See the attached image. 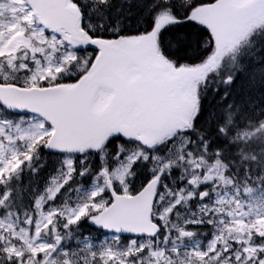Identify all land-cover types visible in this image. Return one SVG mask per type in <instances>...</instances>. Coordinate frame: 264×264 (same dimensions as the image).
<instances>
[{
	"label": "trees",
	"instance_id": "trees-1",
	"mask_svg": "<svg viewBox=\"0 0 264 264\" xmlns=\"http://www.w3.org/2000/svg\"><path fill=\"white\" fill-rule=\"evenodd\" d=\"M220 1L72 0V3L79 10L85 32L109 42L138 41L153 30L161 14L170 13L171 19L158 35V52L174 67H191L205 64L215 48L209 29L191 15L198 7L213 6ZM21 24L31 44L0 55V84L22 88L69 87L91 72L97 49H74L73 55L68 56V43L57 47L51 33L37 32L28 21ZM138 42L147 46L145 39ZM40 47L51 55L58 68L44 79H33L35 62L31 52ZM193 104L189 114L187 111L166 135L149 145L142 142L139 131L115 133L98 145L72 152L50 150L51 134L18 140L20 165L0 175V216L14 232L26 227L24 222L28 219L33 232L40 210L86 205V211L67 227L58 216L55 224L41 230L40 239L32 248L9 231L11 243L20 249V256L6 249L1 237L4 230H0V264H42L51 254L54 264H154L153 257L147 259L151 251L163 253L157 264H236L234 257L232 261L227 259V251L217 258L213 253L200 258L192 251L206 250L219 228L230 224L224 212L199 207L204 201L213 202L216 189L229 190L238 201L258 205L264 202V20L234 53L224 56L218 67L198 83ZM0 118L29 126L37 116L13 112L0 103ZM45 125L52 129L48 122ZM216 166L222 172L221 178L215 176L211 183L201 185L191 181V177L201 178ZM106 169L110 173L108 178L103 173ZM156 177L159 183L152 217L160 225L157 236L119 235V239H113L107 237L110 232L91 225V219L113 201L110 186L117 193L136 194ZM59 184L62 187L55 198L42 209L36 205L50 186ZM95 184L104 185L102 194L91 193ZM204 190L208 195L200 199ZM193 191L196 196L186 198ZM181 193L184 196L179 199ZM95 205L101 209L96 210ZM172 205L166 218H162ZM235 205L229 201L225 208L232 209ZM221 216L225 222H221ZM193 218L198 221H192ZM184 231L193 234L184 237ZM133 239L138 247L131 249ZM251 242L262 245L264 236L253 231ZM141 243L145 246L139 249ZM233 246L230 244L231 251L235 250ZM259 254L264 256V252Z\"/></svg>",
	"mask_w": 264,
	"mask_h": 264
},
{
	"label": "water",
	"instance_id": "water-1",
	"mask_svg": "<svg viewBox=\"0 0 264 264\" xmlns=\"http://www.w3.org/2000/svg\"><path fill=\"white\" fill-rule=\"evenodd\" d=\"M26 2L47 30L67 34L73 48L99 51L91 72L69 87L0 84L1 104L16 113L36 114L52 126L50 150L80 151L98 145L110 134H130L133 129L127 119L132 115L138 119L141 140L147 145L182 118L185 102L178 99L177 81L152 68L140 44L92 38L82 28L79 10L71 0ZM100 89L109 90L111 95L97 109ZM157 185L158 179L154 178L134 195L112 189L113 202L92 219V226L128 236L155 237L160 229L152 219Z\"/></svg>",
	"mask_w": 264,
	"mask_h": 264
},
{
	"label": "rangeland",
	"instance_id": "rangeland-1",
	"mask_svg": "<svg viewBox=\"0 0 264 264\" xmlns=\"http://www.w3.org/2000/svg\"><path fill=\"white\" fill-rule=\"evenodd\" d=\"M0 15H7V18H0V55L17 52L22 46H30L31 41L25 35L21 21H28L38 30L37 32H45L42 25L38 23L35 13L26 0H8L7 3H0ZM191 18L209 29L215 46L212 56L201 66L174 67L159 54L158 35L164 24L171 19L170 13L168 12L159 16V21L151 32L137 39L138 41L144 39L147 41V46H142L141 43H138L142 46L145 59L149 65L152 68L158 69L165 77L177 81L178 99L184 101L186 106L182 118L186 115L185 113L187 111L189 114L191 108L194 106L195 91L198 83L218 67L224 56L234 53L240 43L248 37L253 29L263 22L264 0H221L213 6L196 8ZM51 35L57 47L67 43L65 36L54 33ZM31 54L32 60L35 62L34 73L32 75L33 79H44L47 74H51L55 68H58L53 63L51 55L44 52L42 47L37 50L32 49ZM67 55H73L71 48L67 50ZM110 95L111 92L109 90H100L97 94L95 107L97 109L101 108L107 102ZM127 120L135 133L138 119L134 116V120ZM50 133H52V129L46 127L45 120L40 116L32 120L29 126H23L20 122L13 123L12 121L0 118V175L2 172L15 170L20 165L21 162L17 159L16 150V142L18 140L34 135L44 136ZM133 156L135 157V154ZM133 156L131 157L134 159ZM69 165H71V162ZM126 170L127 168L121 173V180L124 178ZM103 173L107 178L110 176L109 170L107 169ZM215 176L217 178H221L222 176V172L218 166L212 168L210 172L201 178L196 176L190 179L194 184H206L211 183ZM61 186V184L50 186L39 197L37 205L42 208L47 201L56 197ZM103 192L104 185L102 184H95L91 188L93 195L102 194ZM183 196L184 194L181 193L179 199ZM192 196H196L194 191L188 193L186 198ZM235 197L229 190L216 189L213 202L204 201L200 204L199 207L201 209L207 211L216 210L219 213L224 212V216L230 219V224L219 228L213 235L212 240L208 243L206 250L195 249L192 252L200 258H204L208 253H213L215 258H217L225 251H231L230 243H237L241 245V249L232 254H228V260L230 259L232 261L234 257L236 264H244L247 261H250V264H264V256L259 257V253L264 252V244L254 245L251 242V233L253 231L264 236V202L258 205L254 202L238 201ZM229 201L235 202L236 205L234 208H225V204ZM172 207L173 205L167 208L162 218H166ZM95 209L98 210L101 208L99 205H95ZM85 211L86 205H81L77 208H67L65 210H59L58 208L50 211L42 210L40 211L33 232L31 227L29 228V224L26 227L20 228L19 231L14 232L13 227L7 223L5 218L0 216V230H4V234L1 237L8 251L15 256H20V249L14 243H11L9 237L12 238V235L19 236L22 243L28 248H32L38 243L41 230L55 224L58 216L65 219V227H67L75 222ZM224 216H221V222H225ZM192 221H198V218H193ZM9 231L13 232V234H9ZM7 233L8 235H6ZM107 237L119 239V235L116 233L108 234ZM130 246L131 249L135 246L138 247L135 239L131 241ZM144 246V243L139 244V249H142ZM162 255L163 253L161 251H151L147 259L150 260L153 257L152 259H155V262H157L156 260ZM54 260L55 258L53 259V255L51 254L42 264H54ZM155 262L154 264H157Z\"/></svg>",
	"mask_w": 264,
	"mask_h": 264
},
{
	"label": "flooded vegetation",
	"instance_id": "flooded-vegetation-1",
	"mask_svg": "<svg viewBox=\"0 0 264 264\" xmlns=\"http://www.w3.org/2000/svg\"><path fill=\"white\" fill-rule=\"evenodd\" d=\"M64 221H65V219H64ZM24 224L25 225H28V224H30V221H29V219L28 220H26V222H24ZM65 225H66V222H65ZM231 244H233L234 246V249H237L238 247H239V245L237 244V243H231ZM236 250H233V251H231V253L230 254H232L233 252H235Z\"/></svg>",
	"mask_w": 264,
	"mask_h": 264
},
{
	"label": "bare ground",
	"instance_id": "bare-ground-1",
	"mask_svg": "<svg viewBox=\"0 0 264 264\" xmlns=\"http://www.w3.org/2000/svg\"><path fill=\"white\" fill-rule=\"evenodd\" d=\"M129 120H134V115L130 116Z\"/></svg>",
	"mask_w": 264,
	"mask_h": 264
}]
</instances>
